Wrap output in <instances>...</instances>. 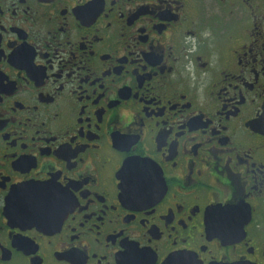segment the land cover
<instances>
[{
    "label": "flooded vegetation",
    "instance_id": "flooded-vegetation-1",
    "mask_svg": "<svg viewBox=\"0 0 264 264\" xmlns=\"http://www.w3.org/2000/svg\"><path fill=\"white\" fill-rule=\"evenodd\" d=\"M0 264H264V0H0Z\"/></svg>",
    "mask_w": 264,
    "mask_h": 264
}]
</instances>
